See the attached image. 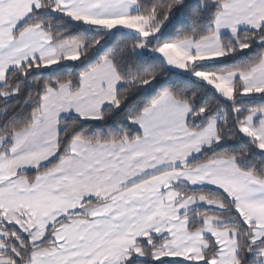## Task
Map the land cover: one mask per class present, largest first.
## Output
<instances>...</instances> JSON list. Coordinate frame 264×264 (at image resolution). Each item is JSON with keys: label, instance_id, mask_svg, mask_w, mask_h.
Instances as JSON below:
<instances>
[{"label": "snow or ice", "instance_id": "6c2138e0", "mask_svg": "<svg viewBox=\"0 0 264 264\" xmlns=\"http://www.w3.org/2000/svg\"><path fill=\"white\" fill-rule=\"evenodd\" d=\"M0 264H264V0H0Z\"/></svg>", "mask_w": 264, "mask_h": 264}]
</instances>
